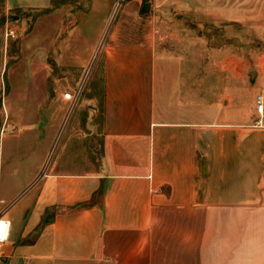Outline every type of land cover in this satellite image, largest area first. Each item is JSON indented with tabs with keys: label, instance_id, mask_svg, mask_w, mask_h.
Listing matches in <instances>:
<instances>
[{
	"label": "crops",
	"instance_id": "obj_1",
	"mask_svg": "<svg viewBox=\"0 0 264 264\" xmlns=\"http://www.w3.org/2000/svg\"><path fill=\"white\" fill-rule=\"evenodd\" d=\"M114 2H14L65 16L71 70L49 96H4L0 264H264V120L200 100L195 64L123 24L141 0L125 1L79 99L63 98Z\"/></svg>",
	"mask_w": 264,
	"mask_h": 264
},
{
	"label": "rangeland",
	"instance_id": "obj_2",
	"mask_svg": "<svg viewBox=\"0 0 264 264\" xmlns=\"http://www.w3.org/2000/svg\"><path fill=\"white\" fill-rule=\"evenodd\" d=\"M24 1L18 3L27 6ZM125 1L115 0L94 52L96 59L107 32L119 23ZM14 2L0 0V135L10 118L3 109L4 96L21 97L38 89L49 96L53 84L65 80L60 72L71 70L62 48L65 16ZM138 14V19L123 24L139 32L136 36L151 32L167 52L195 64L191 68L197 70L200 100L230 103L239 111L251 105L256 113L251 100L264 96V90L257 93L258 85H264V0H141ZM53 40L56 49L48 44ZM83 45L81 41L80 51ZM92 63L81 76L86 83ZM36 75L39 81L32 82ZM53 150L42 170L52 161Z\"/></svg>",
	"mask_w": 264,
	"mask_h": 264
},
{
	"label": "built area",
	"instance_id": "obj_3",
	"mask_svg": "<svg viewBox=\"0 0 264 264\" xmlns=\"http://www.w3.org/2000/svg\"><path fill=\"white\" fill-rule=\"evenodd\" d=\"M10 35H12V31H10ZM95 58L96 56L95 54H93L91 63L95 60ZM89 67L90 66L87 67L85 75L87 71H89ZM84 77L79 81V83L75 86V88L71 92H66L63 94L64 99L69 100L72 103L76 102L79 99L84 88V83H85ZM254 106H255L256 114L259 116L257 122L261 123L264 120V99L262 95H256L254 99ZM3 131H4V127L2 128L1 132L3 133ZM9 229H10L9 221L5 220L2 217V214L0 213V253H1L2 245L5 243V241L8 238Z\"/></svg>",
	"mask_w": 264,
	"mask_h": 264
},
{
	"label": "water",
	"instance_id": "obj_4",
	"mask_svg": "<svg viewBox=\"0 0 264 264\" xmlns=\"http://www.w3.org/2000/svg\"><path fill=\"white\" fill-rule=\"evenodd\" d=\"M253 74H254V72H251V73L249 74L251 78H252Z\"/></svg>",
	"mask_w": 264,
	"mask_h": 264
}]
</instances>
